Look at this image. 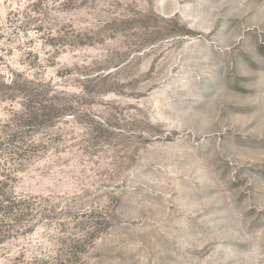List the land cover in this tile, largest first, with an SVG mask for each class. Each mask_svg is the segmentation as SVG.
Returning a JSON list of instances; mask_svg holds the SVG:
<instances>
[{"label": "rangeland", "instance_id": "obj_1", "mask_svg": "<svg viewBox=\"0 0 264 264\" xmlns=\"http://www.w3.org/2000/svg\"><path fill=\"white\" fill-rule=\"evenodd\" d=\"M0 264H264V0H0Z\"/></svg>", "mask_w": 264, "mask_h": 264}]
</instances>
